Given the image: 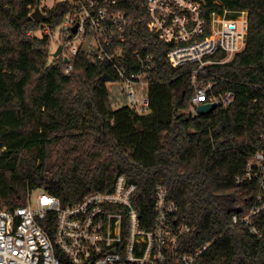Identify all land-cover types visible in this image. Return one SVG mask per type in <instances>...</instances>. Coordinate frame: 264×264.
<instances>
[{
  "label": "trees",
  "instance_id": "1",
  "mask_svg": "<svg viewBox=\"0 0 264 264\" xmlns=\"http://www.w3.org/2000/svg\"><path fill=\"white\" fill-rule=\"evenodd\" d=\"M120 1L131 16L129 49L147 44L155 56L146 113L98 79L113 74L105 60L81 50L66 72L63 56L51 55L50 36L27 34L56 27L67 6L57 4L35 21L31 13L41 0H0V205L25 204L39 188L75 202L111 190L123 174L137 185L135 206L150 221L155 187L167 188L192 227L181 248L209 243L197 263L264 264V212L257 217L261 237L231 227L235 209L245 212L257 191L255 182L238 185L235 178L264 148V0H206L210 8L247 10L248 32L244 48L208 66L205 76L213 82L210 96L231 91L233 101L195 115L187 112L191 65L172 66L170 44L139 20L145 13L139 2Z\"/></svg>",
  "mask_w": 264,
  "mask_h": 264
},
{
  "label": "built area",
  "instance_id": "2",
  "mask_svg": "<svg viewBox=\"0 0 264 264\" xmlns=\"http://www.w3.org/2000/svg\"><path fill=\"white\" fill-rule=\"evenodd\" d=\"M137 1L145 10L139 20L170 44L169 63L191 65L194 90L187 112L198 114L197 106L211 101L216 107L228 106L233 92L210 96L213 82L205 76L208 66L224 63L244 48L247 10L210 8L206 0ZM57 4L68 8L61 22L54 28L41 25L27 34L50 36L51 52L61 45L59 55L68 59L66 72L72 68L70 57L81 50L105 60L125 104L146 113L155 56L147 44L129 49L131 16L121 1L41 0L44 18ZM250 182L257 184L252 204L245 212L235 209L231 227L241 225L261 237L257 217L264 212V148L249 156L243 173L235 178L238 185ZM34 191L33 201L30 192L25 204L13 209L0 205V264H199L197 259L209 244L189 252L181 248L182 236L192 227L178 214L177 202L164 185L155 187L151 221L135 206L137 185L123 174L111 190L90 191L70 203L41 188Z\"/></svg>",
  "mask_w": 264,
  "mask_h": 264
},
{
  "label": "water",
  "instance_id": "3",
  "mask_svg": "<svg viewBox=\"0 0 264 264\" xmlns=\"http://www.w3.org/2000/svg\"><path fill=\"white\" fill-rule=\"evenodd\" d=\"M31 17L35 21H41L44 18V14L40 10V8L37 7L31 13ZM76 27H77V25L73 26L72 30L75 31ZM60 51H61V45H58L57 48L55 49V51L52 53V56L53 57L58 56ZM64 60H65V62L68 61L67 58H65ZM98 79L101 80V81H104V82H109V81L113 80V77H112L111 74L105 72V73H102L101 75H99ZM215 108H216V103L214 101H211V102H206V103L199 104L197 106V111H198L199 114H207V113H209L210 111H212ZM239 210H240V207H237L236 211H239Z\"/></svg>",
  "mask_w": 264,
  "mask_h": 264
},
{
  "label": "rangeland",
  "instance_id": "4",
  "mask_svg": "<svg viewBox=\"0 0 264 264\" xmlns=\"http://www.w3.org/2000/svg\"><path fill=\"white\" fill-rule=\"evenodd\" d=\"M52 46H53V44H52ZM51 49H52V47H51ZM53 52H54V51H53ZM53 52H51V53H53ZM51 55H52V54H51ZM107 84H108V85H110V84L115 85L114 81L107 82ZM35 195H36V191H32V192H31V199H32V201L34 200Z\"/></svg>",
  "mask_w": 264,
  "mask_h": 264
}]
</instances>
